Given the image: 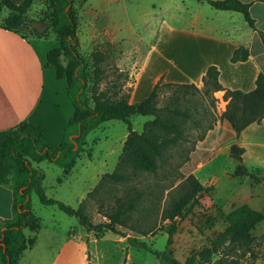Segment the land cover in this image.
<instances>
[{"label": "rangeland", "instance_id": "1", "mask_svg": "<svg viewBox=\"0 0 264 264\" xmlns=\"http://www.w3.org/2000/svg\"><path fill=\"white\" fill-rule=\"evenodd\" d=\"M74 8L78 23V51L88 65V97L91 99V54L94 52L104 56L102 67L105 77L99 84L98 92L113 97V86L119 88L122 85L121 97L129 96L136 81V63L154 42L153 35L141 24V16L152 9L151 4L146 5L142 0H75ZM48 12L43 0H35L26 13V23L19 33L43 40L55 48L57 41L51 31L37 37L31 29L37 22V27L43 28L39 22H44ZM6 15L5 9L0 17V26ZM218 92L208 96L190 93L181 100L180 108L191 116L182 125V135L186 141L167 148L153 174L145 173L121 184L101 181L104 174L113 173L119 168L127 136L126 125L120 121L105 123L87 136L85 151L80 153V161L73 175L62 184L57 183L62 175L60 167L48 165L43 182L46 196L73 209H77L83 200L80 205L82 212L93 224L107 222L118 199L126 201L136 194L140 195L135 209L124 215L123 225L117 227L125 234L124 237L110 232L97 237L83 229L88 234L83 239L91 240L87 245L90 264H161L151 252L162 253L166 250L171 223L163 219V212L190 175L209 191L200 196L198 204L185 218L176 219V232L169 247L172 258L180 264H264V171L247 170L234 160L230 155L231 141L218 143L213 140L210 145L201 147L210 131L208 129H213L224 120L221 116L229 101L223 95L224 108ZM174 93L173 89L161 87L157 106L163 108L168 105ZM152 119L135 115L130 120L133 129L141 132L144 124ZM200 136H204L202 141L198 140ZM30 200L31 210L37 213L39 209L56 210L43 207L34 192ZM241 207L260 213L263 221L247 233L248 239L231 240L230 235L212 253L209 261L202 258L200 252L212 249L213 241L230 227L228 216ZM56 212L63 220L59 223L61 229H79L75 218ZM129 238L144 243L147 249L136 247L128 241ZM44 252L40 248L34 254L41 256ZM27 256L25 262L28 261ZM41 263L46 264L38 256L28 262Z\"/></svg>", "mask_w": 264, "mask_h": 264}, {"label": "trees", "instance_id": "2", "mask_svg": "<svg viewBox=\"0 0 264 264\" xmlns=\"http://www.w3.org/2000/svg\"><path fill=\"white\" fill-rule=\"evenodd\" d=\"M43 1L49 11L44 22H39L43 28L37 27V22L31 29L37 37L45 36L48 31L55 35L57 47L47 53L46 61L55 69L58 80H66V95L74 108V113L57 148L49 147L42 139V129L28 121H23L6 131L0 142V185H10L13 197L11 218L0 223V264H18L22 254L31 249L35 243V238H27L24 234V230L36 232L39 228L31 210L32 192L36 194L40 204L55 207L68 217L75 218L79 226L87 232H93L97 237L106 232L124 237L125 234L117 227L123 225L122 217L133 211L140 199L139 194L126 201L118 199L114 211L107 217V222L93 224L85 217L81 206L75 210L46 196L41 184V176L32 168V162L47 160L62 168L64 174H68L75 166L80 153L85 151L87 136L105 123L120 121L126 125L127 136L119 168L113 173L104 174L101 181L121 184L145 173L153 174L157 171L166 149L186 141L182 135V125L186 120H190L191 116L180 108L179 103L190 93L208 96L214 92L225 91L224 99L229 102L221 118L230 124L237 135L251 124L264 120V75L262 74L255 81V89L243 93L224 90L218 81L217 68L210 66L202 79V89L194 84L166 83L161 78L146 99L130 104L128 95L126 97L120 95L122 85L119 88L113 86V97L107 96L105 92H98L99 84L105 77V70L102 67L104 56L100 52L91 54L93 83L90 99L87 94L88 65L78 51L75 0ZM34 2L35 0L20 2L0 0V17L3 11L7 10L1 27L19 33V29L26 23V13ZM206 2L216 10L241 13L245 22L251 28L254 27L248 5L235 0H206ZM246 57V52L237 50L231 61L245 60ZM161 87L175 91L172 100L163 108L157 106L158 91ZM135 115L153 117V119L144 124L141 132H137L133 129L130 120ZM203 139L204 136H200L198 140ZM243 153L244 150L235 144L230 147V155L236 161H241ZM207 191L209 188H204L194 176L190 175L175 192L176 197L171 199L168 208L163 212V219L171 223L166 250L162 253L151 252L161 264H180L172 258L169 250L176 232V219L185 218L198 204L200 196ZM228 221L229 229L213 241L212 249H204L200 252L205 260L209 261L212 253L225 243L230 235L231 240L248 239L247 233L263 221V216L247 207H241L228 216ZM128 241L136 247L147 249L144 243H139L136 239L129 238Z\"/></svg>", "mask_w": 264, "mask_h": 264}, {"label": "crops", "instance_id": "3", "mask_svg": "<svg viewBox=\"0 0 264 264\" xmlns=\"http://www.w3.org/2000/svg\"><path fill=\"white\" fill-rule=\"evenodd\" d=\"M142 1L152 7L141 16V24L153 35L154 42L136 63L130 104L146 99L161 78L166 83L194 84L201 89L210 66L217 68L224 90L249 93L255 89L257 77L264 75V0H235L249 6L253 28L241 13L216 10L206 0ZM51 49L43 40L0 26V142L6 131L28 121L42 129V139L49 147L60 145L74 108L66 95V80H58L55 69L47 64L46 55ZM237 50L246 52L247 57L232 62ZM224 93L218 92L225 108ZM213 140L231 141L230 147L235 144L244 150L240 165L247 170L264 171V120L251 124L239 135L226 120L220 121L201 147ZM78 161L80 156L68 174L60 168L58 184L73 175ZM44 163L47 165L42 166ZM48 165L56 164L47 160L32 162V168L41 176L42 187ZM12 201L11 186L0 185V223L11 218ZM43 207L56 210H32L39 228L36 232L24 230L27 238H35V243L22 254L18 264H28L35 256L46 264H90L87 245L91 240L83 239L88 237L84 228L78 225L79 229H61L59 223L63 220L56 212L59 210ZM40 248L44 254H34Z\"/></svg>", "mask_w": 264, "mask_h": 264}]
</instances>
